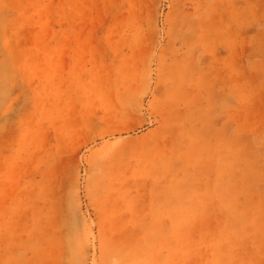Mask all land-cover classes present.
Listing matches in <instances>:
<instances>
[{
	"label": "crops",
	"instance_id": "1",
	"mask_svg": "<svg viewBox=\"0 0 264 264\" xmlns=\"http://www.w3.org/2000/svg\"><path fill=\"white\" fill-rule=\"evenodd\" d=\"M49 1L48 16L56 18L31 29V40L23 39L17 21L9 50L8 25H0V36L6 34L0 55V264H23L10 263L16 257L41 264V253L48 257L45 264H70L65 247L70 201L48 188L49 168L32 167L31 129L51 126L42 113L66 104L73 69L79 66L88 79L89 64L98 74L111 62L103 51L93 58V48L107 44L106 21L120 0H62L60 10L56 0ZM128 1L132 12L147 17L126 30L141 37L129 47L144 54L155 47L158 55L148 99L158 126H148L145 136L161 135L152 139L144 175L151 191L175 195L140 223L185 222L181 187L188 176L214 177L209 207L255 209L249 221L239 222L264 223V0ZM16 15L20 20L23 12ZM70 16L77 23L67 22ZM162 252L180 253L157 255ZM127 256L123 264L163 263L161 258L154 263L152 251H127Z\"/></svg>",
	"mask_w": 264,
	"mask_h": 264
},
{
	"label": "rangeland",
	"instance_id": "2",
	"mask_svg": "<svg viewBox=\"0 0 264 264\" xmlns=\"http://www.w3.org/2000/svg\"><path fill=\"white\" fill-rule=\"evenodd\" d=\"M3 2L7 5L0 8V25H8L9 50L17 39V21L22 25L23 39L31 40L35 38L31 29L56 18L48 16L49 0ZM62 2L56 0L57 10ZM129 4L128 0L119 1L106 21L107 44L100 51L93 48V58L103 51L111 62L98 74L96 65L89 64L92 71L88 79L81 77L79 66L73 69V76L66 81V104L61 98L63 103L55 105V112L42 113L51 126L31 129L32 167L38 172L40 167L49 168L48 188L55 191L57 199L70 201L65 240L70 264H112L113 258L123 264L127 251H152L154 263L161 258L162 264H167L165 258L172 259L169 264H264V223L239 222L249 221L255 209L230 212L223 206L209 207L213 193L208 187L214 184V177L185 178L181 187L185 222L140 223L151 215L152 208L159 212L175 195L151 191L149 177L144 175L152 139L161 135L155 131L145 136L148 126H158L148 108L150 89L159 72L158 55L155 47L146 54L143 49L129 47L130 42L141 43V37L126 30L147 22V17L132 12ZM17 12H23L20 20ZM67 22L77 23L71 16ZM5 35L0 36V55L5 54ZM243 210L245 214H241ZM129 219H135L136 224ZM129 228L132 231L128 232ZM157 251L180 253L162 252L160 257ZM47 258L41 253L38 262L45 264ZM12 262L31 263L21 261V257Z\"/></svg>",
	"mask_w": 264,
	"mask_h": 264
}]
</instances>
